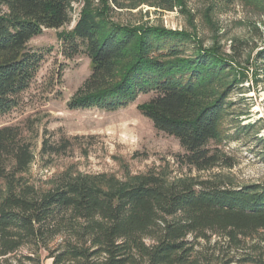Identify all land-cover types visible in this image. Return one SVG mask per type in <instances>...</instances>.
Masks as SVG:
<instances>
[{"label":"trees","instance_id":"trees-1","mask_svg":"<svg viewBox=\"0 0 264 264\" xmlns=\"http://www.w3.org/2000/svg\"><path fill=\"white\" fill-rule=\"evenodd\" d=\"M71 1L0 0V116L21 106L44 59L28 41L67 26ZM121 1L84 0L57 34L64 59L83 54L90 64L69 108L113 111L150 94L137 110L178 140L184 153L175 161L197 170L233 166L217 146L223 140L249 134L264 143L256 138L262 119L243 122L247 110L230 98L264 81V42L251 58L224 55L183 30L112 20ZM126 1L168 11L186 3ZM70 147L66 138L43 139L40 153ZM33 158L19 125L0 127V264H264V182L168 180L152 169L127 180L65 172L39 191L24 177ZM22 248L28 253L17 256Z\"/></svg>","mask_w":264,"mask_h":264},{"label":"rangeland","instance_id":"rangeland-1","mask_svg":"<svg viewBox=\"0 0 264 264\" xmlns=\"http://www.w3.org/2000/svg\"><path fill=\"white\" fill-rule=\"evenodd\" d=\"M185 2L183 8L168 11L123 0L120 8L111 5L110 17L131 26L183 30L204 47L216 46L224 55L241 51L242 60L251 58L264 42V0ZM70 27L71 23L59 29H43L40 35L28 41L27 46L45 53L44 59L23 94L21 106L0 116V127L19 125L31 143L34 158L24 177L37 190L48 189L65 172L72 175L106 173L127 180L150 169L163 173L168 180L212 179L233 186L264 182V143L249 134L238 141L223 140L217 145L223 158L234 161L232 167L224 166L222 161L205 170L178 164L176 156L184 153L178 140L157 131L136 108L150 94H140L134 102L113 111L69 108L68 102L90 73L89 59L85 55L67 60L60 54L57 34ZM237 96L240 103L235 109L248 112L239 117L240 120L246 123L261 118L256 138H264V81L257 85L244 83L230 98ZM62 138L71 141L66 153H40L43 139L59 145ZM208 146L215 145L209 142ZM27 253L28 250L22 248L17 256Z\"/></svg>","mask_w":264,"mask_h":264},{"label":"built area","instance_id":"built-area-1","mask_svg":"<svg viewBox=\"0 0 264 264\" xmlns=\"http://www.w3.org/2000/svg\"><path fill=\"white\" fill-rule=\"evenodd\" d=\"M84 0H77L76 3L74 4V0L71 1L70 6H71V20L70 23L71 25L74 23L75 19L77 18L79 9L81 8ZM73 9H77V11H73ZM235 264V263H232Z\"/></svg>","mask_w":264,"mask_h":264},{"label":"crops","instance_id":"crops-1","mask_svg":"<svg viewBox=\"0 0 264 264\" xmlns=\"http://www.w3.org/2000/svg\"><path fill=\"white\" fill-rule=\"evenodd\" d=\"M43 264H51V259H45L44 261H43Z\"/></svg>","mask_w":264,"mask_h":264}]
</instances>
